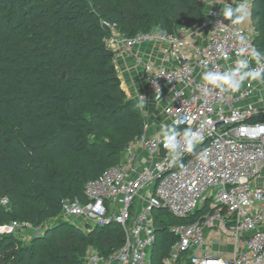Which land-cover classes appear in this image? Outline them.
Here are the masks:
<instances>
[{"label":"trees","instance_id":"obj_1","mask_svg":"<svg viewBox=\"0 0 264 264\" xmlns=\"http://www.w3.org/2000/svg\"><path fill=\"white\" fill-rule=\"evenodd\" d=\"M217 0H0V225H41L46 234L21 246L0 234V264H85L124 241L119 225L88 233L62 219V202L84 201L89 181L119 164L143 133V114L128 100L106 39L116 24L132 37L154 26L172 31L204 19ZM255 47L264 52V0L252 1ZM154 264L168 253L181 223L154 213Z\"/></svg>","mask_w":264,"mask_h":264},{"label":"built area","instance_id":"obj_2","mask_svg":"<svg viewBox=\"0 0 264 264\" xmlns=\"http://www.w3.org/2000/svg\"><path fill=\"white\" fill-rule=\"evenodd\" d=\"M239 2L215 1L191 27L154 26L132 37L104 22L118 75H140L141 96L153 112L121 162L86 184L84 201L62 202L67 219L122 229L119 248L104 254L91 247L85 264H154L158 210L182 221L170 227L175 240L160 264H264V86L246 82L239 93L200 86L201 74L231 65L242 43L255 47L254 29L220 15L226 3ZM177 120L181 132L199 129L203 137L184 152L183 167L170 162L158 135L161 124ZM23 226L0 225V234L15 235Z\"/></svg>","mask_w":264,"mask_h":264},{"label":"clouds","instance_id":"obj_3","mask_svg":"<svg viewBox=\"0 0 264 264\" xmlns=\"http://www.w3.org/2000/svg\"><path fill=\"white\" fill-rule=\"evenodd\" d=\"M227 6L222 7L220 15L232 24H240L247 18V7L243 0H240L235 6L232 3H226ZM241 41L245 37L239 35ZM235 59L231 65L220 70L219 66L204 71L200 79L201 87L205 92L218 89L222 92L239 93L246 82H256L264 86V52L256 47L242 43L235 52ZM253 63L255 66H253ZM177 95H180L178 93ZM141 107L145 106V100L141 96ZM252 109V105L248 106ZM183 121H173L171 124H161L158 135L163 139V147L170 157L172 164H179L183 167L182 157L185 151H192L194 147L201 143L203 137L199 129L185 128L182 132L178 130V125ZM211 124L212 121L206 122ZM203 126V125H202ZM201 161H207V153L199 154Z\"/></svg>","mask_w":264,"mask_h":264},{"label":"rangeland","instance_id":"obj_4","mask_svg":"<svg viewBox=\"0 0 264 264\" xmlns=\"http://www.w3.org/2000/svg\"><path fill=\"white\" fill-rule=\"evenodd\" d=\"M252 1L253 0H243V2L246 4L248 15H247V18L241 23V25L246 30L253 29V24H252V20H251ZM213 3H211V4H213ZM118 76H119V79L121 82V87L125 92L127 101L136 98L130 93V88L126 85L125 80L122 77H120V75H118ZM137 103H138V106H139V108L143 114V120H144V124H145V123L149 122L150 117L148 115L152 114L151 112H153V108L149 107V106H148L149 108L147 106L141 107L140 101H138ZM149 111H150V113H148ZM64 201H68V200H64ZM75 201H76V199L72 200L71 202H75ZM57 219L56 220L55 219L47 220L44 223H42L41 225L22 223L25 226H23V228L20 229L15 234V235H17V239L21 243V246H29V245H31V243L34 239H37L39 237L44 236L46 234V228H48V226L50 224L52 225L54 223V221L57 222ZM62 219L64 221H67V227L58 232V235H60V236L68 234L71 231L72 226L79 227L83 231L84 234H87L89 227L93 226V225H88V224H86V223H84L78 219H67V218L63 217V215H62Z\"/></svg>","mask_w":264,"mask_h":264},{"label":"crops","instance_id":"obj_5","mask_svg":"<svg viewBox=\"0 0 264 264\" xmlns=\"http://www.w3.org/2000/svg\"><path fill=\"white\" fill-rule=\"evenodd\" d=\"M118 63L121 65V67H123L122 60H119ZM140 78H141L140 75L134 76L133 74H128V73H125L123 77L126 85L130 88V93L134 97H140L143 90L145 89L143 85V81Z\"/></svg>","mask_w":264,"mask_h":264}]
</instances>
